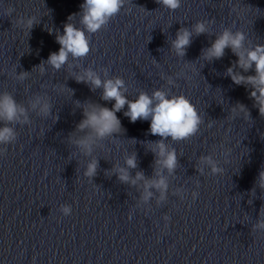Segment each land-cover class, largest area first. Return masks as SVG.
<instances>
[{
    "label": "clouds",
    "instance_id": "obj_1",
    "mask_svg": "<svg viewBox=\"0 0 264 264\" xmlns=\"http://www.w3.org/2000/svg\"><path fill=\"white\" fill-rule=\"evenodd\" d=\"M124 0H84L80 5L82 12L80 24L83 27H76L73 23H65L63 34H57L56 41L60 45L58 52H53L48 57L47 63L53 68L59 70L68 61L69 56L73 58H83L88 55L91 50L89 34H95L104 27L109 20L117 15L123 7ZM157 4L163 5L170 10H176L180 7L181 0H156ZM235 10V7H234ZM14 9H10L9 14ZM76 14L68 17L71 21ZM34 23L33 18L27 21V27L30 29ZM193 31L200 35L207 31L203 22L194 25ZM193 32L186 28H182L177 32L176 39L172 41V47L176 54L183 57L186 49L191 43ZM245 36L243 32L232 33L225 29L211 44L204 50V58L211 60L223 57L225 49L231 48L233 53L238 57L237 64L245 72L255 65V75L244 76L233 71L232 68L227 70V74L231 76L236 84H246L252 86L250 97L259 107L261 116H264V45H257L253 50L246 53L241 51ZM41 71L43 67L41 66ZM26 75V74H23ZM23 75L21 78H23ZM77 82L90 84L93 88H102V99L106 101L114 100L115 103L111 109L107 107L88 105L84 110V119L78 125L80 130L91 129L96 137L103 138L113 133L121 131L120 121L116 113L127 105L125 116L129 117L131 122L138 119L148 120L150 118V132L153 135L161 137L151 145V150L157 155L156 163L162 165L169 172L174 171L177 165L175 151H168L164 140L171 137L173 140H184L194 135L199 128L201 118L195 106L185 95L169 97L164 91L157 90L151 96L141 92L135 100H129L123 93L124 82L120 78L108 79L102 81L100 77L93 71L88 70L84 75L76 77ZM239 111H245L242 105L238 106ZM237 109H233L235 112ZM41 111L47 113L49 111L48 104H44ZM24 109L18 108L15 100L8 94L0 97V119L6 121H14L19 119ZM245 115L247 113L245 112ZM14 138L13 130L10 127L0 128V142H8ZM77 145L91 152L92 136L89 135L76 141ZM205 161L212 165V171L218 172V169L210 157H205ZM128 168L136 167L135 155L130 156L126 160ZM98 161L92 160L87 165L85 175L92 177L96 174ZM119 180L121 182H129V174L125 168L117 169ZM144 179L142 173H137L136 178L131 182L136 183L137 180ZM259 183L264 187V171L260 173ZM155 187L162 192L167 189L166 181L163 177L158 180L146 181L145 183V199L151 196V192L147 189ZM64 211L67 213L68 208ZM264 227V224L260 225Z\"/></svg>",
    "mask_w": 264,
    "mask_h": 264
}]
</instances>
